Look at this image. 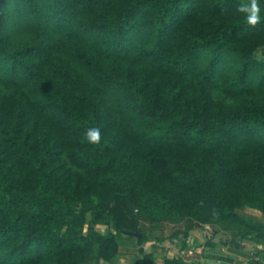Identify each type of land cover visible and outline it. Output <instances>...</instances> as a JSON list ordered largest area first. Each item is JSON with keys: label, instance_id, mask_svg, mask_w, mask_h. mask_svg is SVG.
<instances>
[{"label": "trees", "instance_id": "1", "mask_svg": "<svg viewBox=\"0 0 264 264\" xmlns=\"http://www.w3.org/2000/svg\"><path fill=\"white\" fill-rule=\"evenodd\" d=\"M263 49L264 0H0V264L179 218L264 244Z\"/></svg>", "mask_w": 264, "mask_h": 264}, {"label": "crops", "instance_id": "2", "mask_svg": "<svg viewBox=\"0 0 264 264\" xmlns=\"http://www.w3.org/2000/svg\"><path fill=\"white\" fill-rule=\"evenodd\" d=\"M247 208L256 210V215L259 217L263 215L258 209ZM169 222L175 234L182 236L181 244L175 246L169 239L160 241L156 238L152 241L168 248L169 260H181L179 264H238L244 258L252 257L256 253L255 256L264 264V244L247 238L234 237L218 225L203 224L189 218ZM141 252L143 253V249ZM249 264L254 262L250 261Z\"/></svg>", "mask_w": 264, "mask_h": 264}, {"label": "rangeland", "instance_id": "3", "mask_svg": "<svg viewBox=\"0 0 264 264\" xmlns=\"http://www.w3.org/2000/svg\"><path fill=\"white\" fill-rule=\"evenodd\" d=\"M258 56L264 58V49L258 52ZM213 95L216 97H222V94L220 93L218 88L213 90ZM226 100L231 101L230 99ZM72 168L73 170H79L76 169L74 166H72ZM243 211L264 221L263 215H261L260 217L256 215V210L244 208ZM169 221L170 220L162 222L159 228H156L155 226H152L151 224L147 223L142 224L143 230L149 235V237L151 236L150 238H152L150 241H143L140 243L135 236L119 234V254L110 260L101 259L100 264H171L170 262H168V248L156 242H152L157 237H160V241L169 239V241H171L172 244H175V246L181 244L182 236L178 233L175 234V230L173 229ZM86 226L87 224L85 225V227ZM97 229L100 231L106 230L105 228L101 227H97ZM84 232L86 234V228H84ZM154 236L156 238H154ZM94 247L95 245L92 243V251H94ZM142 249L143 253L141 252ZM255 255L257 254L255 253ZM255 255H252V258H255ZM92 264L95 263L92 262Z\"/></svg>", "mask_w": 264, "mask_h": 264}, {"label": "clouds", "instance_id": "4", "mask_svg": "<svg viewBox=\"0 0 264 264\" xmlns=\"http://www.w3.org/2000/svg\"><path fill=\"white\" fill-rule=\"evenodd\" d=\"M86 139L92 143H98L100 141V131L96 127L89 128L86 132Z\"/></svg>", "mask_w": 264, "mask_h": 264}, {"label": "water", "instance_id": "5", "mask_svg": "<svg viewBox=\"0 0 264 264\" xmlns=\"http://www.w3.org/2000/svg\"><path fill=\"white\" fill-rule=\"evenodd\" d=\"M129 235L135 236L139 241L143 238V233L141 231H127Z\"/></svg>", "mask_w": 264, "mask_h": 264}, {"label": "built area", "instance_id": "6", "mask_svg": "<svg viewBox=\"0 0 264 264\" xmlns=\"http://www.w3.org/2000/svg\"><path fill=\"white\" fill-rule=\"evenodd\" d=\"M253 260H259L258 257H255V258H252V257H249V258H244L241 262H239L238 264H249L250 261H253Z\"/></svg>", "mask_w": 264, "mask_h": 264}, {"label": "snow or ice", "instance_id": "7", "mask_svg": "<svg viewBox=\"0 0 264 264\" xmlns=\"http://www.w3.org/2000/svg\"><path fill=\"white\" fill-rule=\"evenodd\" d=\"M253 19H255V17H253Z\"/></svg>", "mask_w": 264, "mask_h": 264}]
</instances>
